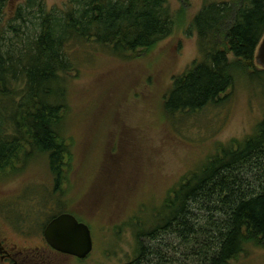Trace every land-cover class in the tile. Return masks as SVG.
Segmentation results:
<instances>
[{
	"label": "trees",
	"instance_id": "1",
	"mask_svg": "<svg viewBox=\"0 0 264 264\" xmlns=\"http://www.w3.org/2000/svg\"><path fill=\"white\" fill-rule=\"evenodd\" d=\"M8 2L0 0V176L45 158L56 188L66 180L65 115L83 53L78 50L101 48L125 60L141 56L172 35L174 15L170 0H67L53 10L43 0H28L13 15ZM192 31L199 59L173 78L163 107L167 116L220 107L243 78L264 87V70L255 63L264 0L205 1ZM54 202L48 223L69 212ZM158 205L147 219L130 216L125 224L146 229L135 230L138 257L132 264L148 251L142 238L153 243L168 234L191 247L198 264H230L249 247L264 246V116L251 135L218 144Z\"/></svg>",
	"mask_w": 264,
	"mask_h": 264
},
{
	"label": "rangeland",
	"instance_id": "2",
	"mask_svg": "<svg viewBox=\"0 0 264 264\" xmlns=\"http://www.w3.org/2000/svg\"><path fill=\"white\" fill-rule=\"evenodd\" d=\"M43 1L48 10L63 9L67 2ZM205 1L170 0L174 32L141 56L125 60L101 48L78 50L83 53L76 58L65 115L66 180L55 188L45 158L0 176V236L19 248L33 246L36 261L47 251L40 226L59 200L90 227L94 250L84 260L48 251L46 264H132L138 257L135 230L146 229L126 226L129 217H150L218 144L254 132L264 116V87L245 78L220 107L210 105L189 117L164 113L173 78L199 59L198 35L190 29ZM27 2L9 0V14ZM86 53L95 59L82 60ZM141 240L148 251L138 264H198L191 247L175 236ZM230 264H264V246L249 247Z\"/></svg>",
	"mask_w": 264,
	"mask_h": 264
},
{
	"label": "water",
	"instance_id": "3",
	"mask_svg": "<svg viewBox=\"0 0 264 264\" xmlns=\"http://www.w3.org/2000/svg\"><path fill=\"white\" fill-rule=\"evenodd\" d=\"M255 60L264 69V39ZM45 240L57 252L84 260L94 250L90 227L70 213L53 218L44 232Z\"/></svg>",
	"mask_w": 264,
	"mask_h": 264
},
{
	"label": "flooded vegetation",
	"instance_id": "4",
	"mask_svg": "<svg viewBox=\"0 0 264 264\" xmlns=\"http://www.w3.org/2000/svg\"><path fill=\"white\" fill-rule=\"evenodd\" d=\"M262 40H261V42H262ZM259 46H260V44H259ZM259 46H258V48H259ZM256 66L259 67L260 69L264 70L260 65L256 64ZM44 228L46 229V227H44ZM45 229H44V232H45ZM42 242H43L42 247L44 249H46L47 251H45L43 255L40 254L41 256L37 257V260L34 261V260H32L33 246L30 245L27 248H19L18 246L11 245L9 243L8 239L0 236V264H40L41 261L43 264H46L47 258L53 254L54 255L67 256V255L61 254V253L57 252L56 250H54L48 244V242L45 240V237H44V240ZM42 247H36V248L38 250H40ZM48 251H49V256L47 254ZM33 258H35V257H33ZM71 258H73V257H71Z\"/></svg>",
	"mask_w": 264,
	"mask_h": 264
}]
</instances>
